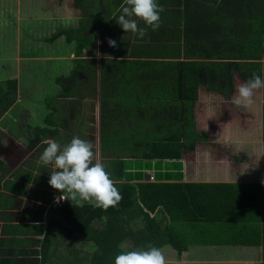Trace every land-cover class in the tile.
<instances>
[{"label":"crops","instance_id":"1","mask_svg":"<svg viewBox=\"0 0 264 264\" xmlns=\"http://www.w3.org/2000/svg\"><path fill=\"white\" fill-rule=\"evenodd\" d=\"M204 1L209 13L214 11L219 1L231 4L230 10L234 13L229 33L223 25L226 32L225 35L222 34L224 36H221V40H218L219 51L216 58L197 57L195 52L191 55L185 48L186 41L203 39L205 48L207 47L208 38L203 31L206 26H211L212 21L207 24L203 18H198L197 0L189 2V7L186 0H157L164 8L160 13V27L153 31L144 21L137 20L139 27L147 29L142 39L130 31L125 32L113 19L120 14L117 9L124 2L121 0L118 5L110 7V16L102 25L105 27L104 32L100 34L102 30H98L95 41L89 47L93 50L89 51L88 47H83L84 55L82 54L80 59L93 57L97 63L106 59L108 69H116V73L120 74L131 72L133 75H142L160 71L159 78H164L171 72L170 69L179 72L181 97L177 103L183 113L188 111L183 115L187 118L189 116L195 136L193 140L185 141L182 135L172 132V137L156 142L157 145L161 144V149L167 153H175L180 149L184 176L182 180H167L165 177L167 170L164 164L176 159H162L160 165L153 163L152 169H155L158 176L156 179L159 180H149L148 185L155 187L153 193L151 190L150 206L155 210L161 208L167 218L173 221L179 219L180 213H184L185 218L189 217L188 222L190 219H201L200 224L206 227L201 239L195 242L193 247L185 240V235L189 233H182L174 225L170 226L171 235L175 237L178 230L177 243L183 248L177 252L178 259L187 256L189 247L200 250L227 248L230 251L223 253L216 260L205 259L197 263L251 264L252 261L239 259L258 257L263 260L259 251L261 237L264 235V209L261 208L259 199L256 207L251 199L246 197L238 181H215L216 179H211L210 171L214 175H220L221 171L227 170L233 176L234 172H230L229 168L230 158H226V152L236 159L237 154L240 157L246 155L254 165L264 169V88L255 91L254 105L237 107L231 103L237 86L246 82L253 73L264 78V0ZM241 13L242 18L239 17ZM215 31L221 33L222 30ZM109 38L116 41V47L109 46ZM205 54H208L206 50ZM157 63H160L161 67H155ZM96 76L99 77L98 70ZM10 77L5 79L2 76L1 83L11 80ZM16 82L15 80V86ZM46 95L54 104L48 107L44 99V109L47 113L41 112V115L43 119L49 116L53 126H38L43 128V132H32L30 114L28 118L20 115L24 119L23 122L29 123V127L22 124L18 117L19 110L16 113L17 108L13 109L14 102L3 114H10V120L16 119L17 122L14 128L7 127L6 131L0 129V264H41L40 248L42 249L44 232L49 225L54 224L52 219L62 217L61 210L58 209L59 203L55 201L62 193L48 184L51 165H44L39 160L44 147L41 141L51 138L63 146L69 143L73 136H78L90 141L93 146L96 143L95 139L93 141L96 129L91 130L85 123L87 118H79L83 117L84 113L78 116L76 113L73 116L70 114L69 117L67 115L68 107L75 112L78 105H73L83 100L68 101L65 95L63 97L59 92ZM182 98L188 100L185 105L181 102ZM79 106L83 112L86 105ZM52 107L56 108L55 112ZM161 110L164 109H157L156 114L168 118L169 110L167 116L157 113ZM174 112L175 110L172 114ZM95 121L96 119L94 123ZM228 147L233 151H229ZM205 165L210 169L209 172ZM125 168V173L133 169L131 165H125ZM224 175L226 176V173ZM227 177L236 180L240 174L237 177ZM121 182L135 186V183L126 181L125 176L123 180L118 181ZM60 201L63 203L65 200ZM167 202L172 208L165 209ZM252 205L255 207L252 208ZM254 210L257 213H254ZM234 253L235 259L232 258ZM260 264L263 262L260 261Z\"/></svg>","mask_w":264,"mask_h":264},{"label":"trees","instance_id":"2","mask_svg":"<svg viewBox=\"0 0 264 264\" xmlns=\"http://www.w3.org/2000/svg\"><path fill=\"white\" fill-rule=\"evenodd\" d=\"M63 1L57 0L58 3ZM191 1L186 0L187 7ZM120 2L121 0H72V7L78 14V25L74 28L67 26L61 29V33L68 42L78 39L80 46L91 47L97 31L102 30L100 34L104 32L105 27L102 25L110 16L112 11L110 7ZM196 5L198 18H203L207 24L212 21L213 30L211 26H206L203 31L208 38L206 48L204 39L192 40L185 42L186 51L191 55L195 52L197 57L216 58L219 51L218 40H221V36H224L226 32L223 25L228 33L231 30L234 16L233 11L230 10L232 5L219 1L211 13L208 12L204 0H197ZM239 17L242 18V13ZM214 29L222 31L216 33ZM205 50L208 54H205ZM20 54L24 57L48 55V59L40 63L31 61L36 66L38 64L43 66L41 69H54L58 64V61L53 58L58 57L59 53L52 49L46 50L40 47L34 50L32 47H27ZM220 58L221 55H219ZM105 62L106 59L97 63L93 57L73 59L70 62V70L64 76H56L54 83L59 87V95L63 97L65 95L68 101H81L95 97L96 84L100 85L102 114L100 123L104 124L102 130L104 132L99 140L100 154L103 158H112L105 161L108 163L107 171L111 174L123 198L116 207H109L107 210L93 207L87 201L80 200L73 202L65 200L58 205L62 217L52 219L54 224L49 225L44 232L42 249L40 248L41 264L45 262L48 264H114L115 256L121 251L144 248L149 244L160 248L166 239L164 231L168 220L164 211L161 208L154 209L151 215L139 204L137 188L131 183H118V181L123 180L125 169H127L125 162L132 158L133 154L142 160L155 161L158 165L161 164L162 159H176L164 164L167 170L165 177L167 180H182L184 174L180 149L175 153H167L161 149V144L156 143L160 139L172 137L170 136L172 132L182 135L185 141L193 140L195 136L189 116L187 118L183 115L188 111L183 113L177 103L178 98L181 97L179 72L176 69H170L171 72L164 78H159L160 71L156 74L152 72L142 75H133L131 72L120 74V72L116 73V69L109 70ZM150 64L154 65V63ZM155 65V67H161L160 63ZM97 70L99 77L96 76ZM2 85L4 88L0 89V117L15 100V80H6ZM112 105L117 106L115 115L124 110L126 116L116 115L110 118ZM171 106L174 107L170 109ZM157 109H170L169 117L158 116ZM173 110L175 112L172 114ZM52 111L55 112L56 108L52 107ZM83 112L81 106L75 107L77 116ZM25 116L28 118L29 114L26 113ZM42 124L52 125L49 116L42 119ZM34 131L43 132V128L36 127ZM152 229L156 232L154 233ZM261 238L264 261V235ZM48 258L50 260H46ZM96 259H100L101 263H96Z\"/></svg>","mask_w":264,"mask_h":264},{"label":"rangeland","instance_id":"3","mask_svg":"<svg viewBox=\"0 0 264 264\" xmlns=\"http://www.w3.org/2000/svg\"><path fill=\"white\" fill-rule=\"evenodd\" d=\"M77 20L78 14L72 7V0H64L62 3H58L57 0H0V78L3 76L5 79H8L12 75L10 77L11 80L17 81L15 86L13 109L17 108L15 111L16 113L19 110L18 117L23 125L29 127L30 123L32 132L36 126H44V124H42L43 117L41 115V112L47 113L44 109V99L46 100V104L48 106H52L54 104L47 98L46 94L55 95L56 92H59V87L54 83V78L58 75L64 76L70 70V61L83 57L84 55L82 52V49L84 48L78 44V39L68 42L67 38L61 33V29H64L67 26H70L71 28L76 27L78 25ZM27 47H32L34 50L42 47L46 50L52 49V51L58 52V57L53 58L58 61L57 66L54 69L45 70L41 69L43 66H40L39 64L37 66L32 64L31 61H37L40 63L45 59H48V55H44L47 57H44L43 55L41 57H22L20 53L24 52ZM92 50L93 49L89 48V51ZM1 84L0 80V87ZM99 87V84L95 87L96 97L87 98L82 102H77L73 106L82 104L86 105L83 107V117L79 118H85V120L87 118L85 123L91 127V130L96 129L97 133L93 137V141L94 139L96 140L94 145L95 149H93V151L96 158L105 164L107 171L108 163L106 162L112 160V158H103L100 154L101 149L99 148V140L104 132L102 131L104 125L100 123L102 114L100 110L101 103L99 97ZM254 98L255 94L253 96V101H255ZM186 101H188L186 98H182L181 102L185 105ZM251 105H254V103L252 102ZM57 107L60 111V107ZM115 108H117L116 105L111 106L112 113L110 118L116 115L122 117L126 116V112L124 110L115 115ZM24 109H27L28 111L26 112ZM167 112L168 110L165 109L157 111V113H164L166 116L169 115ZM26 113L30 114L29 123L23 122L24 119L20 117V115H25ZM74 113L75 112L72 108H67L68 117L70 114L73 116ZM9 116L11 115H3L2 118L0 117V129L6 131L7 127H16V119L11 121ZM95 119L96 121L94 123ZM227 149H229V151H233V149H230L229 147ZM225 156L226 158H230L228 159L231 163L229 164V168L230 172L231 170L234 172L233 176L230 175L227 170L224 172L221 171L220 175H214V173L208 169L207 165H205L208 172L210 171L211 179H216L215 181L218 182L226 180L232 182L238 181L246 193V197H249L255 206L258 204L259 199L260 204L262 205L261 208L264 209V183H262V181H264V169L261 170L260 167L254 165V163L246 155H242L240 157V155L237 154L236 159L235 156H230L226 152ZM125 163L126 166L131 165L133 167L132 170H129L124 174L125 180L135 183L139 204L152 215L154 213V209L150 206L152 204L151 190L153 193L155 187L149 186L148 183L149 180L152 179L155 182L159 180L156 179L158 176L155 174V169H152L155 161H149L146 159L142 160L133 154L132 158L126 160ZM225 173L226 176L224 175ZM238 174H240V179L238 178L233 180L232 178L227 177H237ZM139 183H141V185ZM55 201H57V199ZM61 203L62 202L60 201L59 204ZM165 205V209L172 208V205H168V202L165 203ZM248 206L251 205L248 204ZM255 206L252 205V208ZM254 213H257V211L254 210ZM178 218V220H174L177 222H174L171 218H167L168 222L164 231L166 239L164 245L160 247L168 260V264H198L197 262H202L205 259L216 260L223 253L230 251V249L227 248H220L219 250H200V248L197 247V249L189 247L187 250V256L184 259H178L177 252L183 250V248L178 245L179 243H177L178 230L182 233H189L185 235V240L186 242L191 243V246L193 247H195L194 243L201 239V234H203L206 230V227H203L202 223L200 224L201 219H190V222H188L189 217L187 218L186 216L185 218L184 213H180ZM191 222L193 223L191 224ZM185 223H187V225H185ZM171 225H174L178 229L176 230L177 237L171 235ZM183 227L187 229H184ZM152 230L154 233L156 232L154 229ZM182 239H184V237ZM259 252H263L262 243L260 245ZM232 258H236V253H234V257ZM239 260L247 262L252 261L254 264H260V261L264 263V261L258 257L254 259H250V257L247 259L241 258ZM226 261L227 260L225 259L224 262ZM96 263H101V260L96 259Z\"/></svg>","mask_w":264,"mask_h":264},{"label":"clouds","instance_id":"4","mask_svg":"<svg viewBox=\"0 0 264 264\" xmlns=\"http://www.w3.org/2000/svg\"><path fill=\"white\" fill-rule=\"evenodd\" d=\"M117 11L120 14L113 17L116 23L125 32L130 31L142 39L147 29L139 27L137 20L144 21L155 31L160 27V13L164 8L157 0H124ZM108 44L110 47L117 46L111 38ZM261 88H264V78L253 73L246 82L237 86L231 103L237 107H247L252 104L255 91ZM41 144L44 147L39 160L44 165H51L48 184L62 193L57 197V203L60 200H80L107 210L116 207L122 200L105 164L96 158L90 141L73 136L63 146L51 138L41 141ZM114 264H168V260L160 248L149 244L144 248L119 252Z\"/></svg>","mask_w":264,"mask_h":264}]
</instances>
